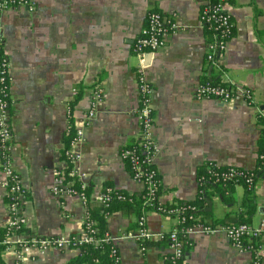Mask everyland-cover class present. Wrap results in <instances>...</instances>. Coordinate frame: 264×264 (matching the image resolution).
Returning <instances> with one entry per match:
<instances>
[{"label": "crops", "instance_id": "1", "mask_svg": "<svg viewBox=\"0 0 264 264\" xmlns=\"http://www.w3.org/2000/svg\"><path fill=\"white\" fill-rule=\"evenodd\" d=\"M200 8V0H29L3 11L0 30L9 61L11 161L27 189L20 207L27 221L25 236H81L88 206L86 211L76 197H59L51 189L54 171L66 167L70 130L85 119L95 87L102 97L75 148L80 155L75 164L79 180L92 189L90 206L97 204L94 196L107 186L128 195L143 191V185L131 178L121 152L139 137V60L133 44L150 10L160 11L176 25L164 47L145 56L144 74L153 87V138L158 147L154 167L162 188L160 200L194 201L198 172L208 163L255 169L258 114L264 111V0L229 2L233 35L213 65L206 60L210 35L200 21ZM207 75L248 87L254 102L248 104L240 94L229 102L197 98V85ZM254 194L255 211L242 218L259 228L264 219V176L255 181ZM243 196V187L237 185L232 203L214 195L203 209L217 220L227 217V223L238 224L245 213L240 207ZM8 220L0 170V230ZM145 220L154 237L169 233L176 223L175 218L155 212L147 213ZM135 223L134 215L121 212L106 219L120 264H161L168 244L156 239L141 253L127 234ZM19 240L13 236L9 243ZM189 241L185 264H252L253 255L233 247L222 233H193ZM259 242L264 263V233ZM78 254V248L32 249L20 260L10 248L2 254V262L66 264Z\"/></svg>", "mask_w": 264, "mask_h": 264}, {"label": "built area", "instance_id": "2", "mask_svg": "<svg viewBox=\"0 0 264 264\" xmlns=\"http://www.w3.org/2000/svg\"><path fill=\"white\" fill-rule=\"evenodd\" d=\"M201 8L199 18L202 23L209 24L214 28V40L207 43L206 60L209 64H216L220 53L225 48L228 38H226L233 27L231 15L228 11V0H200ZM29 0H0V17L4 10L14 6L26 5ZM175 23L172 19L164 16L160 11L150 10L145 17V25L141 29L138 37L133 44V52L138 57L139 69L136 78L137 93L139 96L140 107L137 110V117L139 119V137L133 148H125L121 152L122 159L132 168L131 178L141 183L149 196L146 203L155 200L154 195L160 186V181L157 178V172L154 167V158L158 153V147L153 138V106L151 103V96L153 87L146 79L144 74L145 56L152 54L164 47L166 38L170 30L175 28ZM9 61L3 50V40L0 30V170L3 176V188L5 190L7 199L8 223L6 228H27V221L20 213L22 200L27 194V189L21 184L18 174L14 171L11 161V130L9 125L8 105H9ZM212 84L209 82H202L197 85L195 95L199 99L216 98L223 102L233 100L235 95L240 94L244 97L248 104L254 102L252 91L245 86H237L234 83L223 82ZM225 84V85H222ZM99 87H95L92 92V101L87 110L85 119L76 122L73 127V137L71 138L69 148L65 150L66 166L69 165L68 176L71 180H64L62 170H55V184L51 191L54 195L59 197H76L81 205L86 208L89 203V198L84 192H77L73 189L74 182H80L77 175V168L75 164L79 161L80 155L75 148L79 144L83 134V126L95 116L96 104L101 100L102 93ZM264 115V112H262ZM216 167V166H214ZM150 168V170H149ZM217 169V167H216ZM214 181L223 180H238L246 179L250 183L251 178H246L243 171L237 170L235 167H230L227 172L220 174L209 170ZM101 189L95 196L94 201L107 205V201L111 199L110 191L103 193ZM120 199L122 196H118ZM157 199V198H156ZM160 199V198H159ZM161 201V200H160ZM150 204V203H149ZM151 203L150 205H152ZM160 210V209H158ZM180 210L168 211L164 216L175 218V227L169 232L154 237L146 228V217L143 216L138 222V229L133 233H127L129 237L135 239L139 244L141 253H145L147 243H153L163 240L167 237L169 253L165 255L161 264H185L184 242L179 239V232H183L184 236L189 240V235L199 233L203 235H216L218 233L224 234L229 243L240 251H247L253 255L252 264H264L259 256L260 249L253 251L252 247L243 246L242 242L245 238H259L264 233V219L260 222L259 228H254L249 224H238L232 226L223 225H198L192 226L185 230L179 228V225L184 222V218H179L177 215ZM109 215L106 216V219ZM90 227L94 223L83 221L81 226V236L79 240L68 236L59 237H29L25 234L8 235L1 242L0 245H6L5 249H12L17 258L23 260L26 258L32 249H38L40 252L49 250H62L67 248H77V246L85 244H93L98 246L101 243H112L111 236L108 232L104 233L103 237H96L94 231L91 234L84 233L83 226ZM24 235V236H22ZM13 236H20V240L11 245L9 238ZM157 239V240H156ZM157 241V242H158ZM253 251V252H252ZM181 260V261H180ZM180 261V263H178ZM114 264H120L119 256L115 258Z\"/></svg>", "mask_w": 264, "mask_h": 264}, {"label": "trees", "instance_id": "3", "mask_svg": "<svg viewBox=\"0 0 264 264\" xmlns=\"http://www.w3.org/2000/svg\"><path fill=\"white\" fill-rule=\"evenodd\" d=\"M231 0H228L230 2ZM203 28L207 34H209L208 42H212L214 40V28L210 26L209 24H204ZM233 35V27H231V31L229 35L226 37L230 39ZM204 82H209L212 84H218L221 83L220 80L214 78H209L208 75L204 77ZM225 85V84H222ZM264 112V111H262ZM258 123L260 124V130H259V139H258V154H257V162L256 167L252 171H247L244 169L237 168V170H241L244 173V176L246 178H251L252 181L250 183L246 182V179H238V180H218L214 181V178L211 177L209 170L214 171L217 174L227 172L230 167H221L217 166L213 163L206 164L205 167L202 168L201 171L198 172L197 181L199 185V193L197 194V197L194 201L190 202H175L172 204H165L162 201H160L161 196V185L158 187L156 194L154 195L155 200L146 203L147 199L149 198L146 189L143 186V191L139 194H127L121 190L114 189L112 187H104L103 193L110 191L111 199L107 201V205H104L103 203H98L95 206H90L91 202L88 203V212L86 217V222L88 223H94V225L90 227L83 226L84 233L91 234V230L94 231V234L96 237H103L104 233L107 232L106 230V216L111 215L116 212H121L123 214L128 215H134L136 217V223L135 226L128 230L127 233H133L138 229V222L141 219V217L147 215L149 212H155L161 215H165L168 211H174V210H180L179 214L177 215L179 218H184V222L179 225V228L182 230H185L192 226H198V225H210V226H216V225H223V226H232V225H238V224H248V220L242 218L243 214H248L250 216L254 213L256 208V202H255V194H254V185L255 181L264 176V115L262 113L258 114ZM70 141L73 137V131L70 130ZM69 141V144H70ZM68 144V147H69ZM67 147V148H68ZM134 145H131L128 148H133ZM125 162V161H124ZM126 163V162H125ZM128 166L129 173L131 174L132 168L129 164L126 163ZM216 166V167H214ZM68 170L69 165L62 170V175L65 178L64 180L68 181L72 178L68 176ZM150 170V168H149ZM156 170V169H155ZM157 178L158 174H157ZM242 186L244 189V196L241 199L240 207L244 210L245 213H241L240 215V221L238 224L235 223H227V217L221 220H217L213 218L211 212H205L203 207L207 200H211L212 196H217L221 201H223L226 204L232 203V190L234 186ZM73 189L77 192H84L87 198L90 195L91 192V186H87L81 182H74ZM229 195V196H228ZM118 196H122L123 198H119ZM157 198V199H156ZM7 201V199H6ZM95 202V201H94ZM153 203L152 205H150ZM160 209V210H158ZM26 228L19 227V228H2L0 230V242L8 235H20V234H26ZM179 239L184 242L183 251L186 253V251L190 248V241L184 236L183 232H179ZM165 236H167L165 234ZM75 241L79 240V237H73ZM259 238H245L242 242L243 246L245 247H252L253 251L260 249L261 244L259 242ZM159 243H165L168 244L167 237H165L163 240L158 241ZM152 243H147V248L150 247ZM7 248L6 245H0V264H3L2 262V254L5 252V249ZM79 249V254L69 260L66 264H114L115 258L119 256L117 248L112 243H101L98 246H95L93 244H81L77 246ZM252 251V252H253ZM185 259V257H184ZM181 261V260H180ZM180 261L178 263H180ZM170 264V263H168Z\"/></svg>", "mask_w": 264, "mask_h": 264}, {"label": "water", "instance_id": "4", "mask_svg": "<svg viewBox=\"0 0 264 264\" xmlns=\"http://www.w3.org/2000/svg\"><path fill=\"white\" fill-rule=\"evenodd\" d=\"M150 55V54H149ZM208 205L211 206L210 202H208Z\"/></svg>", "mask_w": 264, "mask_h": 264}]
</instances>
